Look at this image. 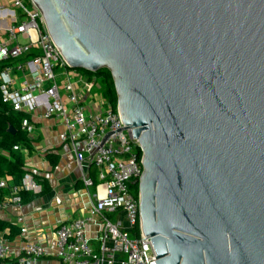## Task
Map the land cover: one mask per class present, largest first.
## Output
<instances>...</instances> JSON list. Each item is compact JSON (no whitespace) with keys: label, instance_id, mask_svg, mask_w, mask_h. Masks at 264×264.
I'll list each match as a JSON object with an SVG mask.
<instances>
[{"label":"water","instance_id":"water-1","mask_svg":"<svg viewBox=\"0 0 264 264\" xmlns=\"http://www.w3.org/2000/svg\"><path fill=\"white\" fill-rule=\"evenodd\" d=\"M32 1L70 68L111 73L155 263L264 264V0Z\"/></svg>","mask_w":264,"mask_h":264},{"label":"built area","instance_id":"built-area-1","mask_svg":"<svg viewBox=\"0 0 264 264\" xmlns=\"http://www.w3.org/2000/svg\"><path fill=\"white\" fill-rule=\"evenodd\" d=\"M6 1L10 9L0 10L8 17L6 27L0 28L2 102L27 114L20 126L28 136L36 116L59 121L58 139L71 145L82 187L94 198L87 217L61 222L48 242L22 243L21 254L33 259L55 256L63 264H156L152 242L141 231L138 198L131 187L142 173L137 139L111 102L88 101L95 80L67 65L33 1ZM13 149L21 151L18 145ZM0 189L8 193L0 194L4 208L21 203L20 191L35 193L40 186L26 171L19 184L1 177ZM89 220L97 226L93 238L87 231ZM9 251L7 239L0 236V258Z\"/></svg>","mask_w":264,"mask_h":264},{"label":"crops","instance_id":"crops-1","mask_svg":"<svg viewBox=\"0 0 264 264\" xmlns=\"http://www.w3.org/2000/svg\"><path fill=\"white\" fill-rule=\"evenodd\" d=\"M3 1L6 5L1 6L0 10L10 9L8 2ZM6 18L7 12L3 11L0 14V28L6 27ZM32 123L34 131L29 135L30 140L26 145L20 146V152L25 160V170L42 179L37 181L40 193L20 204L11 203L0 208V220L10 222L15 227L11 232L9 227L0 231V236L5 237L10 246L8 255L0 258V264H63L55 256L35 259L26 257L21 254L19 247L28 241L48 242L61 222L87 217L88 208L94 201L82 187L80 170L75 164L71 145L58 139V134L62 131L59 121L53 117L36 116ZM88 169L90 174H94L92 164H89ZM5 178L9 182L13 181L10 175ZM42 182L47 187L44 191ZM2 192L3 196H8L6 190ZM21 228H26V231L21 232ZM96 229L95 223L89 220L87 231L91 238Z\"/></svg>","mask_w":264,"mask_h":264},{"label":"trees","instance_id":"trees-1","mask_svg":"<svg viewBox=\"0 0 264 264\" xmlns=\"http://www.w3.org/2000/svg\"><path fill=\"white\" fill-rule=\"evenodd\" d=\"M4 64H0V68ZM87 79L91 80L93 77L98 80V90L102 97L111 102L112 107L116 108V93L110 71L107 68H101L96 71H89L83 69H77ZM1 71V70H0ZM27 117L20 111H13L11 107L2 102L0 95V178L10 175L15 184H19L25 170V160L20 150H14L13 146H24L29 141V136L26 131L21 129V121L23 117ZM12 127L15 132H8V128ZM28 147V146H27ZM33 178L40 182L42 179L35 174ZM43 184V191L46 190V184ZM132 184V183H131ZM132 192L137 197L138 194V182L132 184ZM8 189V188H7ZM42 191V190H41ZM40 192H29L22 190L20 196L22 201H28ZM0 194L2 190L0 189ZM21 201V202H22ZM9 227L10 232L14 230V225L10 222L0 220V231ZM11 234V233H10ZM138 234V232H137Z\"/></svg>","mask_w":264,"mask_h":264},{"label":"rangeland","instance_id":"rangeland-1","mask_svg":"<svg viewBox=\"0 0 264 264\" xmlns=\"http://www.w3.org/2000/svg\"><path fill=\"white\" fill-rule=\"evenodd\" d=\"M3 5H6V4H5V2H4L3 0H1V1H0V7L3 6ZM92 79L95 80L94 82H95L96 84H94L95 87H94V89L91 91V94H90V96H89V98H88V101H90V102H98V101H100L103 97H102L100 91L98 90V88H99V87H98V80H96L95 77H93Z\"/></svg>","mask_w":264,"mask_h":264}]
</instances>
